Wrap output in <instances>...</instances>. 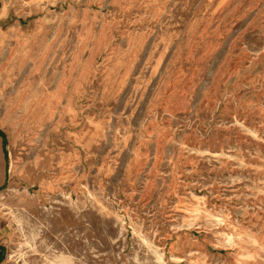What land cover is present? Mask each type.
I'll return each instance as SVG.
<instances>
[{
    "label": "rangeland",
    "instance_id": "374dc122",
    "mask_svg": "<svg viewBox=\"0 0 264 264\" xmlns=\"http://www.w3.org/2000/svg\"><path fill=\"white\" fill-rule=\"evenodd\" d=\"M3 4L0 264H264V0Z\"/></svg>",
    "mask_w": 264,
    "mask_h": 264
},
{
    "label": "crops",
    "instance_id": "0c3cea01",
    "mask_svg": "<svg viewBox=\"0 0 264 264\" xmlns=\"http://www.w3.org/2000/svg\"><path fill=\"white\" fill-rule=\"evenodd\" d=\"M4 7H5V5L3 4V6L0 8V11H1V9L4 8ZM0 17H1V16H0Z\"/></svg>",
    "mask_w": 264,
    "mask_h": 264
},
{
    "label": "bare ground",
    "instance_id": "6f19581e",
    "mask_svg": "<svg viewBox=\"0 0 264 264\" xmlns=\"http://www.w3.org/2000/svg\"><path fill=\"white\" fill-rule=\"evenodd\" d=\"M0 64H1V62H0ZM1 66V65H0ZM21 79V78H20ZM5 92V91H4ZM18 105V104H17ZM23 105V104H22ZM22 110H24V109H22ZM29 110V109H28ZM28 124V123H27Z\"/></svg>",
    "mask_w": 264,
    "mask_h": 264
},
{
    "label": "trees",
    "instance_id": "16d2710c",
    "mask_svg": "<svg viewBox=\"0 0 264 264\" xmlns=\"http://www.w3.org/2000/svg\"><path fill=\"white\" fill-rule=\"evenodd\" d=\"M0 261H1V257H0Z\"/></svg>",
    "mask_w": 264,
    "mask_h": 264
}]
</instances>
